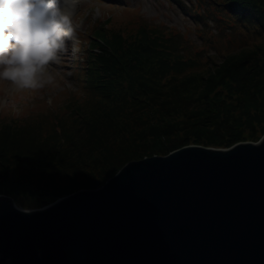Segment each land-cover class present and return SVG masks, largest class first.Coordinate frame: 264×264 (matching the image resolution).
Wrapping results in <instances>:
<instances>
[{
	"label": "trees",
	"instance_id": "obj_1",
	"mask_svg": "<svg viewBox=\"0 0 264 264\" xmlns=\"http://www.w3.org/2000/svg\"><path fill=\"white\" fill-rule=\"evenodd\" d=\"M177 1L202 22H215L217 35L203 30L208 42L217 38L215 46L231 32L229 43L241 45V53L225 59L222 73L213 70L200 82L195 75L184 76L197 70L191 68L200 64L204 51L181 30L144 14L134 16L131 6L114 24L116 17L109 22L99 18L84 36L85 53L72 69L82 97L66 89L71 95L60 99V106L48 105L49 112L39 120L0 122V193L14 194L16 202L18 195L30 194L49 204L80 189L102 186L131 160L191 144L226 148L260 138L264 42L256 38L264 37V0ZM192 55L197 58L186 59ZM190 79L194 84H188ZM136 106L141 115L133 118L134 124L147 123L140 130L130 127ZM168 114L173 115L169 121ZM180 116L183 125L176 120ZM21 130H31L37 138L29 140V152L11 150L2 138ZM43 131L52 134L50 139H39Z\"/></svg>",
	"mask_w": 264,
	"mask_h": 264
},
{
	"label": "water",
	"instance_id": "obj_2",
	"mask_svg": "<svg viewBox=\"0 0 264 264\" xmlns=\"http://www.w3.org/2000/svg\"><path fill=\"white\" fill-rule=\"evenodd\" d=\"M13 196L0 264H264V135L131 160L46 206Z\"/></svg>",
	"mask_w": 264,
	"mask_h": 264
},
{
	"label": "rangeland",
	"instance_id": "obj_3",
	"mask_svg": "<svg viewBox=\"0 0 264 264\" xmlns=\"http://www.w3.org/2000/svg\"><path fill=\"white\" fill-rule=\"evenodd\" d=\"M181 1L186 5L190 4L189 0ZM65 6L71 13L70 19L74 31L71 38L66 42L65 50L59 54V60L53 61L48 68V71L55 78L54 81L43 87L21 88L10 80L0 79V122H11L12 118L15 119L18 124L39 120L40 115H46L49 112L51 106L48 105L54 104L60 106L62 104L58 103L60 99L65 101L67 99L66 96L71 95L66 89H72L76 98L82 97L84 94L83 88L72 69L75 62L81 60L83 53H85L84 36L88 37L87 33L95 27L93 23L96 20L102 18L104 22H109L108 19L111 20L116 17L112 20L114 24V22L119 19L118 17H124L126 13L124 9L129 6H131V12H134L132 15L139 16V14H144V16L149 18L152 22L165 25L167 28L175 27L185 33L184 37L187 41L202 46L201 49H203L204 53L199 56L201 60L199 61L200 64L191 68V70H197H193L194 73L184 76L185 78H191L195 75L196 77L194 79L199 78L201 82L203 79L209 77L213 70L219 71L221 69L218 73L219 75L224 71L223 65L226 64L225 59L230 57L233 53L238 55L239 52L244 49H240L241 45L238 47L236 43H229L231 32L221 37V39L218 40L219 43H216L215 46L214 42L217 38L214 37L213 41L208 42V38L205 39L204 37L203 30L209 28V32L213 31V33L217 35L215 22L209 21V25L202 22L196 15L184 11L177 0H66ZM120 25L121 23H118L117 27ZM256 39L257 42H264V37ZM224 45L225 47H223ZM191 48L193 49V46L190 45L189 49ZM200 51L202 50L197 52ZM196 58L195 55H192V57L189 56L186 59ZM233 59L235 58L233 57ZM188 84H194L192 79L188 81ZM89 97L88 95L85 101L83 100V104L85 102L88 103L86 99ZM138 109H141V107H134V112L131 114L132 124L130 127L135 130H140L141 127L147 126V123L145 125H142V123H140V125L134 124L133 118L140 117L141 115V112H135ZM142 109H144V107H142ZM172 116L173 115L168 114V121ZM141 118L145 120V117L141 116ZM176 120L179 121L180 125H183L181 123V116L178 117V119L176 118ZM32 132L31 130H21L20 132H12V134L10 133L2 138L3 140L5 139L4 143L11 145L7 146L11 150L16 149L29 152L30 148L26 147L29 145V140L33 138L37 139L35 133L32 134ZM263 135L264 133L261 134L260 138ZM51 136L52 134H46L43 131L39 139H50L49 137ZM21 195V197L18 195L19 198L29 206L48 205L46 203L37 202L30 194Z\"/></svg>",
	"mask_w": 264,
	"mask_h": 264
},
{
	"label": "clouds",
	"instance_id": "obj_4",
	"mask_svg": "<svg viewBox=\"0 0 264 264\" xmlns=\"http://www.w3.org/2000/svg\"><path fill=\"white\" fill-rule=\"evenodd\" d=\"M65 5L66 0H0V79L21 88L54 81L48 68L74 31Z\"/></svg>",
	"mask_w": 264,
	"mask_h": 264
}]
</instances>
